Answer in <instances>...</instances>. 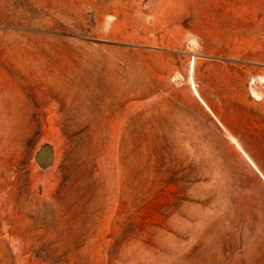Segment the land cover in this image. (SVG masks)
Here are the masks:
<instances>
[{
    "label": "rangeland",
    "instance_id": "rangeland-1",
    "mask_svg": "<svg viewBox=\"0 0 264 264\" xmlns=\"http://www.w3.org/2000/svg\"><path fill=\"white\" fill-rule=\"evenodd\" d=\"M262 77L264 0H0V264H264Z\"/></svg>",
    "mask_w": 264,
    "mask_h": 264
},
{
    "label": "bare ground",
    "instance_id": "bare-ground-1",
    "mask_svg": "<svg viewBox=\"0 0 264 264\" xmlns=\"http://www.w3.org/2000/svg\"><path fill=\"white\" fill-rule=\"evenodd\" d=\"M192 62V61H191ZM192 69V73H194V69H195V62L193 63V65L191 66ZM190 75V74H189ZM191 78V77H190ZM192 85H193V90L195 95L197 96V98H199L201 100V102L207 107V109L209 110V106L207 104H205V102L203 101V99L200 97L199 92L196 88L195 82H194V78L192 77ZM258 81H261L264 83V78H260ZM253 90V89H252ZM253 95L256 96V98L259 99L260 95L256 92L253 91ZM261 99V98H260ZM228 132V131H227ZM230 133V132H229ZM230 140L232 141V143L235 144V146H237V148L242 152V154H244V156L246 157V159L250 162V164L254 167V169L257 170V172L260 173V175L263 177L264 179V175L259 171V168L256 166V164L253 162V160L248 156V154L244 151V149L242 148V146L239 144V142L236 140L235 137H233L231 134H228Z\"/></svg>",
    "mask_w": 264,
    "mask_h": 264
},
{
    "label": "water",
    "instance_id": "water-1",
    "mask_svg": "<svg viewBox=\"0 0 264 264\" xmlns=\"http://www.w3.org/2000/svg\"><path fill=\"white\" fill-rule=\"evenodd\" d=\"M36 160L43 168H47L53 164L54 152L50 147H43L37 154Z\"/></svg>",
    "mask_w": 264,
    "mask_h": 264
},
{
    "label": "crops",
    "instance_id": "crops-1",
    "mask_svg": "<svg viewBox=\"0 0 264 264\" xmlns=\"http://www.w3.org/2000/svg\"><path fill=\"white\" fill-rule=\"evenodd\" d=\"M262 177V176H261ZM263 178V177H262ZM264 180V179H263Z\"/></svg>",
    "mask_w": 264,
    "mask_h": 264
}]
</instances>
